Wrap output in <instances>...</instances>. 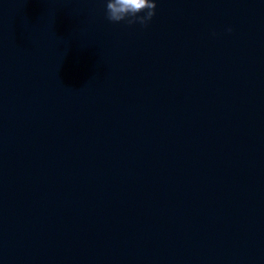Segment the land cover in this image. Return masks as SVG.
Segmentation results:
<instances>
[{"label":"water","instance_id":"95a60500","mask_svg":"<svg viewBox=\"0 0 264 264\" xmlns=\"http://www.w3.org/2000/svg\"><path fill=\"white\" fill-rule=\"evenodd\" d=\"M156 3L0 0V264H264V0Z\"/></svg>","mask_w":264,"mask_h":264},{"label":"clouds","instance_id":"9594fccd","mask_svg":"<svg viewBox=\"0 0 264 264\" xmlns=\"http://www.w3.org/2000/svg\"><path fill=\"white\" fill-rule=\"evenodd\" d=\"M156 0H106L105 16L111 23L147 27L156 15ZM231 32L232 28L226 29ZM216 35V33H213Z\"/></svg>","mask_w":264,"mask_h":264}]
</instances>
